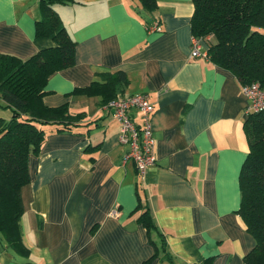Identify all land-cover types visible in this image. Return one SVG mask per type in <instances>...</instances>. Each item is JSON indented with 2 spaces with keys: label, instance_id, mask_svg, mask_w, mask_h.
<instances>
[{
  "label": "crops",
  "instance_id": "crops-1",
  "mask_svg": "<svg viewBox=\"0 0 264 264\" xmlns=\"http://www.w3.org/2000/svg\"><path fill=\"white\" fill-rule=\"evenodd\" d=\"M76 1L54 6L75 41L74 65L48 78L43 102L84 113L82 127H43L21 190L29 256L0 243V264H142L155 253L151 264H169L165 255L172 264H244L254 247L236 214L247 101L232 73L190 58L191 0H156L153 16L136 0ZM37 18L38 0H0V54L25 60L52 47L35 37ZM153 21L160 31H148ZM116 71L128 79L123 96L148 94L154 108L156 163L144 179L125 159L129 147L118 143L111 110L99 97L72 94ZM130 116L141 126L137 110ZM0 118L11 110L0 107ZM139 203L156 228L149 234L137 220Z\"/></svg>",
  "mask_w": 264,
  "mask_h": 264
},
{
  "label": "trees",
  "instance_id": "trees-1",
  "mask_svg": "<svg viewBox=\"0 0 264 264\" xmlns=\"http://www.w3.org/2000/svg\"><path fill=\"white\" fill-rule=\"evenodd\" d=\"M141 11L152 15L156 0H136ZM76 0H38L35 37L49 38L53 46L21 60L0 54V107L11 110V118H0V243L22 257L29 250L22 239L20 219L24 209L21 190L30 181L29 159L37 156L45 140L44 126L58 132L77 133L84 113H71L66 104L47 107L43 98L48 78L74 65L75 41L69 36L55 5ZM194 10L190 34L212 37L208 60L229 71L241 86L258 83L264 88V0H191ZM128 83L122 71L103 73L100 82L75 89L73 95L99 97L106 106L124 93ZM249 150L239 173L240 204L236 214L254 247L244 264H264V112L246 114L243 123ZM141 201V200H140ZM138 222L149 234L156 230L145 203ZM157 253L142 264H151ZM166 261L172 264L170 257ZM201 264H212V258Z\"/></svg>",
  "mask_w": 264,
  "mask_h": 264
},
{
  "label": "built area",
  "instance_id": "built-area-1",
  "mask_svg": "<svg viewBox=\"0 0 264 264\" xmlns=\"http://www.w3.org/2000/svg\"><path fill=\"white\" fill-rule=\"evenodd\" d=\"M148 31H160L159 22L153 21ZM209 40L210 36L205 38L191 36L190 58L208 59ZM241 92L247 101L246 114L264 112V88L258 83H251L241 86ZM106 108L111 110L112 117L119 125L118 143L129 147L125 159L133 162L137 174L144 179L148 169L156 163L155 140L151 129V115L154 108L149 95L145 93L119 95L109 102ZM131 110H137L141 114V126H136L132 121ZM110 215L114 217L116 212H111Z\"/></svg>",
  "mask_w": 264,
  "mask_h": 264
},
{
  "label": "rangeland",
  "instance_id": "rangeland-1",
  "mask_svg": "<svg viewBox=\"0 0 264 264\" xmlns=\"http://www.w3.org/2000/svg\"><path fill=\"white\" fill-rule=\"evenodd\" d=\"M212 38V37H211ZM211 43H214V39L212 38Z\"/></svg>",
  "mask_w": 264,
  "mask_h": 264
}]
</instances>
